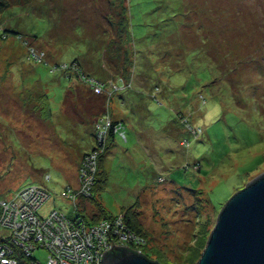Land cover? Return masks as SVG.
<instances>
[{"label": "rangeland", "instance_id": "374dc122", "mask_svg": "<svg viewBox=\"0 0 264 264\" xmlns=\"http://www.w3.org/2000/svg\"><path fill=\"white\" fill-rule=\"evenodd\" d=\"M3 1L0 202L41 186L50 196L40 218L73 220L83 209L92 215V196L115 218L133 207L145 230L137 239L144 253L161 264H197L225 203L264 174V0H128L133 48L120 45L110 26L123 0ZM118 44L121 55L134 54L135 76L148 79L141 97L112 75L122 59ZM77 60L92 85H104H88L84 72L77 78ZM69 89L81 94L65 110ZM113 91L120 94L110 115ZM100 97L105 108L96 113ZM136 103L150 112L136 116ZM119 118L125 123L106 153L100 132ZM90 152L97 163L103 156L100 192L81 186ZM137 240L129 247L139 250ZM34 257L48 259L43 249Z\"/></svg>", "mask_w": 264, "mask_h": 264}, {"label": "built area", "instance_id": "2783aa9c", "mask_svg": "<svg viewBox=\"0 0 264 264\" xmlns=\"http://www.w3.org/2000/svg\"><path fill=\"white\" fill-rule=\"evenodd\" d=\"M109 129L107 126L106 130L100 132L105 136L98 138L99 145L106 139ZM95 162L96 154L93 153L84 160L80 172L81 186L87 191L92 189ZM21 190L13 196L11 204L0 202V225L7 230L6 237H0V264H102V254L112 248V243L118 245L124 242L123 245L129 247L133 239L139 238L122 232L123 215L96 226L81 220L71 222L57 213L40 218L37 211L48 201V192L39 186ZM16 210L21 212L15 213ZM135 242L142 243L141 239ZM40 249L46 252V263L30 258Z\"/></svg>", "mask_w": 264, "mask_h": 264}, {"label": "water", "instance_id": "95a60500", "mask_svg": "<svg viewBox=\"0 0 264 264\" xmlns=\"http://www.w3.org/2000/svg\"><path fill=\"white\" fill-rule=\"evenodd\" d=\"M218 216L197 264H264V174L234 194ZM112 248L102 264H161L125 248L107 254Z\"/></svg>", "mask_w": 264, "mask_h": 264}, {"label": "trees", "instance_id": "16d2710c", "mask_svg": "<svg viewBox=\"0 0 264 264\" xmlns=\"http://www.w3.org/2000/svg\"><path fill=\"white\" fill-rule=\"evenodd\" d=\"M123 1H124L123 2L124 7L121 9V11L122 10L123 11L121 12V14H120V12L118 14H115L117 17H119L120 20H117V19H115V18L112 17L111 18V21H110V26L112 27L111 30L116 34V37L119 38V40H120L119 42H121L120 45L121 44L128 43V44L132 45V48H133V38L131 37L130 27H129V25H130V15H128V5L126 4L128 0H123ZM5 6H6V3L3 0H0V8H5ZM7 9L9 10V7ZM7 11L3 12L2 14L6 13ZM6 14L7 15H5V16L7 17L10 14L12 15L13 13H6ZM44 20L48 21L47 17H41L40 23H42ZM113 36H115V35H113ZM207 41L209 42V39H207ZM207 41L205 40V42H203V43H207ZM209 46H210L209 51H213V50L215 51V49H212L211 44H209ZM115 48H117L116 50H117V52H119V57H117L116 59L122 58L120 60L121 61L120 64L117 65V67H118L117 74L112 73L113 77L119 80V82L117 83V85H119L120 87H122L123 90H125L124 92H126V91L127 92H134V94L139 95V97L143 96L144 94L142 93L143 92L142 89H143V87H146L148 85V79L145 78L143 75L142 76L141 75L135 76L136 72H135V69L134 68H135V65H136V60L134 58V54H133V59L131 60L130 59L131 54L128 51L124 52V54L121 55V52L122 51L119 50L120 49L119 44L116 45ZM133 53H134V50H133ZM200 58H202V62L203 63L207 64V68H211V72L214 69H216V68H213V67H211L209 65V64H211V62L207 61V59H208V56L207 55H202V56H200ZM73 63H75L73 66H77L76 67V70H75V74H76L75 76L77 78H79L78 76H80L83 72L85 73V71H87V70L85 69L84 66H83V68L81 67V63H79L78 60L77 61H74ZM119 66H121V67H119ZM194 66L195 65H193V67ZM114 67L115 66H111V69H110V67H109V69L112 70ZM209 75L211 76L210 73H209ZM70 76L71 75L68 74V77L67 78H70ZM81 76L83 78H85V80L83 79L84 82H86L88 85H92L91 82H89L90 81V78H92V76L90 74H86L85 76L84 75H81ZM136 77H142V79L137 80V83L138 84L135 83V81H133V80H135ZM99 84L101 85L102 83H95L94 85H99ZM94 85H92V87ZM102 85H104V83ZM134 85H137V86L139 85L141 88L138 86L139 90L138 89L137 90H134L135 89ZM156 86H157V84H155V87ZM70 89L67 91V94L65 96L66 97L65 98V101H64V109L65 110L66 109L68 110V106H73L72 104L74 103V101L76 99H78L77 97L81 94V91L80 90H70ZM156 89L157 88L154 89V87H153L148 92V96L151 98V100L155 99L153 97V95H154L153 93L155 92ZM124 92H121V93H124ZM113 93H112L113 94V97L110 99L109 105L105 106L106 108L107 107L109 108V110L107 112L110 115H112V114L114 115V110H112L111 104L114 102L115 97H116V94H120V93H116L115 91H113ZM45 98H47L46 95H45ZM104 99H105V97H104ZM95 100H96V103H98V104L100 103V107L97 106L99 108L96 111V113H99V111L102 110L101 108H103V110H104V108H105L104 107L105 102H104V100L101 99V97L98 98V99H95ZM47 101H49L48 98H47ZM141 103H139V104H137V103L136 104H131L132 112L134 111V114L136 116H138V114L142 115L141 112L143 113L144 110H146V111L148 110L150 112L148 106L145 105V104H144L145 105L144 106ZM48 106H49V104H48ZM50 111H51V109H50ZM143 116H145V115H143ZM114 118H115V116H114ZM113 123L114 124L109 129L110 131L107 134L106 139L103 140L102 144H100V145H99V143H97L98 144V147L101 148L102 151L105 150L106 153L109 152L110 149H113V147L115 146V143H116V141H115V138H116V136H115V134H116L115 129L118 128L119 125L124 124L125 121L122 120L121 118H119V120L118 119H115L113 121ZM96 136H97V134H96ZM93 149H96V147H94ZM85 155H86L85 159H87V158H89L92 155V152L86 153ZM102 161H103V156H101L100 159L98 157V163L95 162V164H96V170H95V173H94V179L91 181V184H92L91 187L95 183H97V184H95L96 186H94V188L91 189L93 192H94V190L100 192V191H103L104 188H105L104 186L106 184L107 178H106V175H104L103 172L101 171L102 166H103ZM200 165H201L200 162H197L196 163V166L197 167H200ZM97 168H98V170H97ZM96 171H97V173H96ZM41 188L44 189L43 187H41ZM44 190L47 191L46 189H44ZM187 191L188 192H191L192 194H194L197 197L200 196V193H201V191H199V190H196V191L187 190ZM16 194L17 193H15L13 196H15ZM10 198H5L4 201L9 202V204H11L12 203L11 201H13V197H10ZM91 203L95 207V210H96L95 213H93L92 215H90V214H88L86 212L85 209H83L84 212H82L79 215H76V217L73 220L74 221H78V220L80 221L81 220V222L86 223V224H89L91 226H96V224H99L101 222L114 221L115 217L107 209H104V207L102 206V204L100 203V201L97 198H95L94 196H92L91 197ZM38 214H39V212H38ZM121 214L124 216V218H123V220H124L123 225L124 226L122 228V232L123 233H125L127 235H130L131 234V235H136V236H141L142 234H144V231L145 230H143L141 221H140V219H138L137 213L135 212V209L133 207L129 208V210H125ZM68 220L71 221V222H73V220L70 219V218H68ZM123 244H124V242H120V244L114 245V249L112 248L111 250H109L107 252V254L109 252L115 251V250H117L119 248H125V249H129V250H133L134 252H137V253L140 252L141 254L145 255L149 260L153 261L149 257V255L147 253H144L143 249L141 250V248L144 246L143 243L142 244L141 243H139V244L135 243L136 244V247H138L139 250L138 249H133L132 248V246H134L133 244H131L132 246H130V247H125V245H123ZM18 258H20V257H18ZM30 258L33 259V260H38L34 256H31ZM20 259H22V258H20Z\"/></svg>", "mask_w": 264, "mask_h": 264}]
</instances>
